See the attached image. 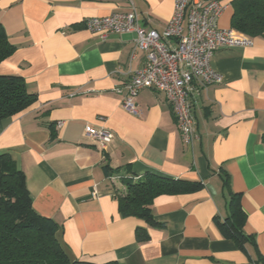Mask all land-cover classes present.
<instances>
[{
  "label": "crops",
  "instance_id": "1",
  "mask_svg": "<svg viewBox=\"0 0 264 264\" xmlns=\"http://www.w3.org/2000/svg\"><path fill=\"white\" fill-rule=\"evenodd\" d=\"M175 1L135 0L139 22L162 32ZM217 1L224 7L219 27L234 29L233 0ZM118 10L129 11L128 1L0 0V23L16 46L0 74L22 76L37 93L29 107L0 120V152H10L24 171L33 208L60 224L57 237L71 261L256 264L220 235L213 218L228 214V178L242 194L244 229L264 257V36L215 53L212 65L223 82L193 93L198 136L186 145L164 93L142 89L139 116L123 108L146 53L132 33L104 40L86 25ZM88 125L113 132L107 150L86 136ZM146 172L205 186L157 196L154 215L165 226L154 227L119 210L123 179ZM138 227L147 241L137 238Z\"/></svg>",
  "mask_w": 264,
  "mask_h": 264
},
{
  "label": "trees",
  "instance_id": "2",
  "mask_svg": "<svg viewBox=\"0 0 264 264\" xmlns=\"http://www.w3.org/2000/svg\"><path fill=\"white\" fill-rule=\"evenodd\" d=\"M209 2L211 0H203ZM232 27L252 37L264 36V0H233ZM16 50L0 23V62ZM37 93L31 92L22 76L0 74V120L13 116L34 103ZM51 126V125H50ZM264 141V134L262 136ZM107 173L111 171L105 165ZM124 178V177H123ZM126 192L119 195V210L123 216L144 219L154 227L165 226L157 221L153 211L154 199L161 194H187L204 188L202 180L168 178L146 172L123 179ZM229 187L228 214L215 215L213 223L220 235L233 240L252 262L264 264L255 237L246 233L247 214L242 207V194ZM60 224L39 214L32 204V196L26 184V175L18 167L10 152H0V264H97L85 260L71 261L62 247L57 232ZM137 238L147 241L145 228L138 227ZM256 249L255 256L250 248ZM105 264H120L112 261Z\"/></svg>",
  "mask_w": 264,
  "mask_h": 264
},
{
  "label": "built area",
  "instance_id": "3",
  "mask_svg": "<svg viewBox=\"0 0 264 264\" xmlns=\"http://www.w3.org/2000/svg\"><path fill=\"white\" fill-rule=\"evenodd\" d=\"M127 1L129 11L118 10L108 16L86 19L88 29L104 40L113 34H134L136 47L146 53V63L134 71L122 106L139 116L141 111L136 99L142 89L164 93L184 143L191 145L198 136L193 93L223 82V75L212 65L215 53L220 49L251 46L253 37L219 27L217 19L224 7L217 0H176L173 14L162 32L143 26L135 0ZM135 55L133 51L132 57ZM62 124L60 121L59 126ZM85 134L102 151L107 150L114 139L112 131L90 125Z\"/></svg>",
  "mask_w": 264,
  "mask_h": 264
}]
</instances>
